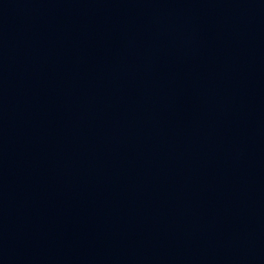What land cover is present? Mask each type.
<instances>
[{
    "label": "water",
    "instance_id": "1",
    "mask_svg": "<svg viewBox=\"0 0 264 264\" xmlns=\"http://www.w3.org/2000/svg\"><path fill=\"white\" fill-rule=\"evenodd\" d=\"M0 264H264V0H0Z\"/></svg>",
    "mask_w": 264,
    "mask_h": 264
}]
</instances>
